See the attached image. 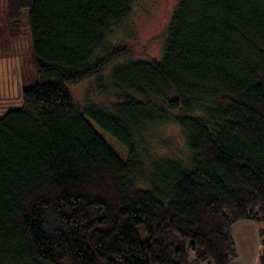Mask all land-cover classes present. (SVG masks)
Wrapping results in <instances>:
<instances>
[{
  "label": "trees",
  "instance_id": "16d2710c",
  "mask_svg": "<svg viewBox=\"0 0 264 264\" xmlns=\"http://www.w3.org/2000/svg\"><path fill=\"white\" fill-rule=\"evenodd\" d=\"M138 1L6 0L37 81L0 118V264H232L237 222L264 236V0H177L160 56L132 58L107 41ZM93 76L104 99L76 102Z\"/></svg>",
  "mask_w": 264,
  "mask_h": 264
},
{
  "label": "rangeland",
  "instance_id": "374dc122",
  "mask_svg": "<svg viewBox=\"0 0 264 264\" xmlns=\"http://www.w3.org/2000/svg\"><path fill=\"white\" fill-rule=\"evenodd\" d=\"M177 0H139L132 14L109 38L108 44H126L131 48L132 58L146 56L159 57L162 52L164 33ZM123 57L119 60L123 62ZM113 65L105 67L102 74L108 77ZM37 81L32 38L29 28V10L22 12L19 27L9 28L7 23L6 0H0V118L9 110L21 106V89L31 87ZM98 77L85 79L71 86L75 101L82 103L86 97L101 101L95 90ZM91 125L109 146L124 160L128 153L126 147L109 132L88 118ZM167 144L182 148L179 128L167 124L156 131ZM141 239L147 238L143 226H138Z\"/></svg>",
  "mask_w": 264,
  "mask_h": 264
},
{
  "label": "crops",
  "instance_id": "0c3cea01",
  "mask_svg": "<svg viewBox=\"0 0 264 264\" xmlns=\"http://www.w3.org/2000/svg\"><path fill=\"white\" fill-rule=\"evenodd\" d=\"M262 228L260 223L253 220L239 221L233 226L232 236L237 250V258L232 264H264Z\"/></svg>",
  "mask_w": 264,
  "mask_h": 264
}]
</instances>
